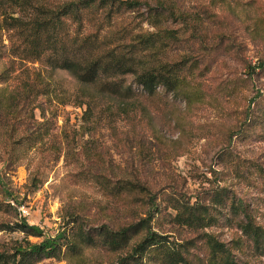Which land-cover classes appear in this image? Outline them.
Instances as JSON below:
<instances>
[{"label": "rangeland", "instance_id": "rangeland-1", "mask_svg": "<svg viewBox=\"0 0 264 264\" xmlns=\"http://www.w3.org/2000/svg\"><path fill=\"white\" fill-rule=\"evenodd\" d=\"M86 1L30 0L31 6L23 7L22 0H8L6 8H0V23L14 11L29 21L37 16L34 5L55 10ZM94 1L95 7L83 13L80 31L73 19L65 20L69 34L91 35L102 27L100 38L115 46L130 44L139 34L170 31L177 39L160 51L161 62L200 59V45L208 50L217 45L201 59L200 87L193 90L199 91L200 102L188 105L161 88L149 96L133 77L123 80L131 88L127 108H121L122 101L97 98L94 110L86 114V107L78 104H49L46 97L40 98L45 118L36 110L35 122L30 107L21 117L19 133L38 131L39 123L50 121L49 135L17 166L0 149V224L25 220L39 227L44 237L27 238L31 244L60 235L70 238L78 230L77 218L93 233L104 226L117 228L132 221L131 200L115 203L93 176L101 175L111 184L137 179L157 197L153 231L172 243L193 242L189 259L194 264H208L204 233L223 242L239 264H264L240 228L248 220L264 228V0H122L136 6L122 7L112 16L107 15L109 8L98 6L100 0ZM221 36L232 38L240 50L218 47ZM2 40L8 45L6 36ZM9 54L0 60V70H13L12 78L0 89L18 91L38 73L45 75L40 64H27L30 72H22V61ZM247 116L245 134L230 142ZM217 185L227 190L230 200L224 208L213 207V227L197 232L176 224L172 205L182 197L191 203L204 200ZM25 239L21 233H0V245ZM126 254L97 248L85 250L79 259L40 264H119Z\"/></svg>", "mask_w": 264, "mask_h": 264}, {"label": "trees", "instance_id": "trees-1", "mask_svg": "<svg viewBox=\"0 0 264 264\" xmlns=\"http://www.w3.org/2000/svg\"><path fill=\"white\" fill-rule=\"evenodd\" d=\"M7 1L0 0V8H6ZM22 2L23 7L31 6L30 0ZM95 5L94 0L75 5L67 4L55 10L34 5L37 16L29 21L16 17L14 11L13 15L0 23V60L6 53H10L15 59L22 61V72H30L27 64H40L43 67L42 72H45L44 76L41 73L35 75L33 82H24L18 91L0 89V149L8 154L13 166L19 165L25 159L26 153L49 135L51 130L50 121H47L38 124V131L30 129L31 131H26L27 134L19 133L21 117L29 113L30 107L34 121L36 110L41 111L45 118V109L41 103L38 104L40 98L46 97V103L55 101L78 104L79 107H86V114L94 110L93 105L97 98L113 99L118 103L122 101L121 108H127L126 100L131 96V88L123 80L133 77L134 84L149 96H153L161 88L184 99L188 105L200 102L199 91L196 90L197 94L193 90L200 87L197 79L201 59L214 53L217 45L210 50L200 45V59L190 57L179 62H161L158 57L160 51L177 39L170 31L139 34L134 36L130 44L123 42L115 46L108 39L100 38L102 27L97 28L96 33L91 35H83L82 32L69 34L65 20L73 19L80 31L84 24L83 13H88ZM98 6L109 8L107 15L112 16L119 14L122 7L133 9L136 4H125L122 0H100ZM5 36L8 45L2 44ZM224 45L229 50H240V46L232 38L221 36L218 47ZM12 73L13 70L2 68L0 85L7 84ZM25 74L29 80V74ZM248 119L249 116L245 123L231 133L230 142L245 134L244 128L248 125ZM93 180L115 203L123 198L131 200V212L128 216L132 219L131 222L117 228L104 226L97 233H93L86 231L83 227L84 221L77 218L74 223L79 226L78 230L70 238L60 235L54 239H44L39 244H31L27 240L30 237H44L43 230L39 227L31 226L25 220L14 225L0 224V233H21L26 238L10 245H0V264H40L49 259H79L85 250L97 248L112 253L127 251L120 258L119 264H194L189 259V249L194 247L193 242L186 245L172 243L166 236L153 231L151 223L159 205L156 195L152 194L147 184L137 179H122L111 184L101 175L93 176ZM32 182L33 187L37 188L36 178ZM229 200L227 190L219 185L204 200L199 197L196 202L191 203L182 197V200L171 206L176 212L174 221L181 227L197 232L206 230L216 223L213 207L224 208ZM139 212H144L146 217H139ZM136 217L138 221L134 222ZM240 228L252 241L255 253L264 258V228L250 220ZM201 240L207 249L208 264H239L233 253L216 237L204 233Z\"/></svg>", "mask_w": 264, "mask_h": 264}]
</instances>
